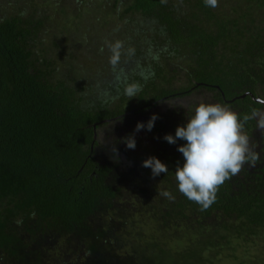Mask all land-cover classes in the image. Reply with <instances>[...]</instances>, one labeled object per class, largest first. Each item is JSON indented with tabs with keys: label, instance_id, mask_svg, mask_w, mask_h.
<instances>
[{
	"label": "trees",
	"instance_id": "obj_1",
	"mask_svg": "<svg viewBox=\"0 0 264 264\" xmlns=\"http://www.w3.org/2000/svg\"><path fill=\"white\" fill-rule=\"evenodd\" d=\"M36 1L0 0V264H242L235 256L217 260L218 249L264 237V149L255 166L245 164L219 187L215 203L201 210L178 191L175 179L177 164L184 163L177 148L186 141L164 139L175 136L198 105L169 107L156 113L151 131L124 129L104 146L98 131L202 90L241 119L253 108L264 110L257 102L264 99V0H218L215 8L204 0L121 3L120 18L135 16L137 25L125 23L117 35L124 52L135 53L122 55L131 63L119 65L127 81H117L105 44L112 40L95 35L91 67L97 78L108 71L117 81L96 82L98 98L77 71L79 63L59 57L61 63L38 45L46 21L70 15L69 4L82 12L93 0ZM117 6L114 0L112 9ZM162 52L186 62L184 86L174 87L177 71L170 62L149 61L142 69L139 57ZM101 57L106 68L96 64ZM126 83L142 86L136 97L124 94ZM129 136L135 149L124 142ZM153 156L167 174L153 178L142 166ZM163 190L175 199L159 195ZM137 224L157 234L143 239L138 233L129 242L125 235Z\"/></svg>",
	"mask_w": 264,
	"mask_h": 264
},
{
	"label": "clouds",
	"instance_id": "obj_2",
	"mask_svg": "<svg viewBox=\"0 0 264 264\" xmlns=\"http://www.w3.org/2000/svg\"><path fill=\"white\" fill-rule=\"evenodd\" d=\"M204 4L215 8L218 6V0H204ZM105 44L111 53L109 63L117 73L116 80L120 81L123 77L126 82L125 71L119 68L121 57L125 54L134 55L135 49L129 48L125 53L123 42L120 40L114 43L105 41ZM100 51H104L103 46ZM153 59L158 60L159 57L153 56ZM141 88L139 83H126L124 94L131 99L137 96ZM257 102L264 104V99L258 97ZM157 119L158 116L153 114L146 125L138 122L135 131L145 127L151 131ZM253 119L257 121L256 127L264 132V110L253 108L250 114H245L241 119L229 106L201 102L195 108L194 114L187 119L186 125L177 126L175 136L165 135L164 139L169 144H175L177 140L186 141L177 148L183 155L184 163L182 166L177 164L175 179L178 191L188 200L197 203L201 210H207L215 203L219 187L226 180L237 175L245 164L255 166L259 160V154L250 144V138L245 132V125ZM124 142L127 148L135 149L134 136L125 137ZM113 152H116L115 148ZM142 166L151 169L153 178L169 171L168 167L154 156L144 160ZM159 195L169 200L175 199L167 190L161 191Z\"/></svg>",
	"mask_w": 264,
	"mask_h": 264
},
{
	"label": "rangeland",
	"instance_id": "obj_3",
	"mask_svg": "<svg viewBox=\"0 0 264 264\" xmlns=\"http://www.w3.org/2000/svg\"><path fill=\"white\" fill-rule=\"evenodd\" d=\"M57 1L65 2L66 0H53V2ZM102 1H107V4H102ZM113 1L114 0H93L90 2L91 4L89 5V7L83 8L82 12V8L79 9V6H77L76 4H69L68 11H70V15L66 14V16H61L55 21V23L53 22L52 18L50 19V21H46L45 33L41 35L42 42L38 43V45L40 43H43L45 47L49 48L48 53L49 55H51L50 57L61 63L62 61H60L59 57L64 58V61L66 62L67 60L68 62H74L75 65H77L76 63H79L80 69H78L77 71H81V74L85 75L84 79H88L89 83L86 81V86H89L90 83L93 84L92 91L90 93H92V95H94L96 98H98L99 96V90L96 91V88H94L96 87V82H102L103 79L105 83H111V85H114L117 81L113 80L112 77L107 76L108 71H103V73L100 74V77L97 78L98 73H96V69H93L91 67L93 66L95 68V66L92 65L90 61L96 62L97 60V57H93L90 50V48L93 47L92 41H95V35L99 36L102 32L103 35L111 38L110 40H112V42L114 43L116 40L122 39L119 37L121 36V33L117 35V31L122 32L121 30L125 29V23L134 27L135 25H137L135 24V16H133L131 20L128 16H124L125 18L122 19L120 18L119 14L123 10L121 9V3L126 4L127 0H118V6L116 10L112 9ZM25 2L36 3L38 1L25 0ZM54 7L55 6L53 5L50 9H47V14H52L51 10ZM60 29H68V33H62ZM53 35H55L54 38H56L54 42L46 41V38L52 39ZM144 35L145 37H148V33H144ZM84 47H89L85 54H83L85 49ZM65 48L69 51V53L64 52ZM153 56H158L159 59H153ZM133 58L135 59L136 57L133 56ZM102 59H105V57L99 58V62H97L96 64H99V67L106 68L101 64V62L103 61ZM138 59L142 69H146L148 67L149 61L150 64L154 61L162 64L163 62H170L171 70L176 69L177 71L173 82L174 87L178 88L186 84V62L179 61V59L174 58L173 55H167L165 54V52H162L159 55L154 53L153 55L151 54V57H139ZM130 63V60L128 58H125L120 62V65H127ZM102 87L103 86L101 84V88ZM201 102L206 104H215L209 93L204 92L203 90L196 91L189 96H179L172 98L171 100H167L156 106V108L145 111L141 114L130 115L124 120H116L115 122L102 126L98 131L100 134L101 145L104 146L108 142H113V140L117 138V132H122V134H124V129L128 132H131L133 130V134L137 133L135 129L138 122L144 123L145 121L150 119L153 114L161 113L169 107L194 109L195 106L199 105ZM256 124L257 121L255 120V126L250 132H247V130H245L246 134L250 138V144L254 147L255 151L258 148H264V145H261L262 138H264V132L259 130L256 127ZM261 155H263V153ZM135 218H138V222H141V218L139 217V215H136ZM137 225L138 226L136 227V229H130L129 233L125 235L129 242H135V240L138 239V233L141 234V238L143 239H147L150 235L155 236L157 234L156 232L151 234V229L146 225ZM156 237L159 238V234ZM127 240L124 239L123 242L128 243ZM231 247L232 248L229 249L221 246L220 249H218L220 250L218 251V254L220 256H218L217 260L223 259L224 257L231 258V256H235L237 258L239 257L240 263L242 264H264V237L262 235L255 238L254 240H251L249 244H243L242 246L234 244ZM169 248L170 247H168V249ZM218 264H226V261H220V263ZM227 264H232V262Z\"/></svg>",
	"mask_w": 264,
	"mask_h": 264
},
{
	"label": "flooded vegetation",
	"instance_id": "obj_4",
	"mask_svg": "<svg viewBox=\"0 0 264 264\" xmlns=\"http://www.w3.org/2000/svg\"><path fill=\"white\" fill-rule=\"evenodd\" d=\"M255 126V121H253V127ZM253 127H250V129H247V132H250L251 130H252V128ZM261 145H264V138H262V142H261ZM262 149H264V148H258L257 150H256V152H260V150H262ZM263 152H260V155L262 154Z\"/></svg>",
	"mask_w": 264,
	"mask_h": 264
}]
</instances>
